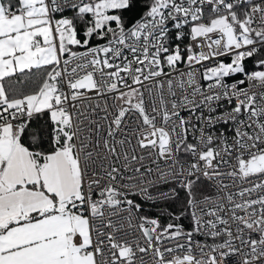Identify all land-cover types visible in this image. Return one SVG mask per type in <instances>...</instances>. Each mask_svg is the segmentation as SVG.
Returning a JSON list of instances; mask_svg holds the SVG:
<instances>
[{
    "label": "snow or ice",
    "instance_id": "obj_1",
    "mask_svg": "<svg viewBox=\"0 0 264 264\" xmlns=\"http://www.w3.org/2000/svg\"><path fill=\"white\" fill-rule=\"evenodd\" d=\"M0 264H264V0H0Z\"/></svg>",
    "mask_w": 264,
    "mask_h": 264
}]
</instances>
